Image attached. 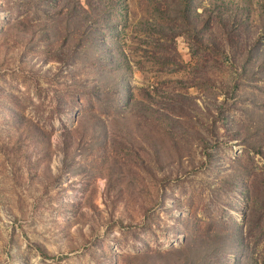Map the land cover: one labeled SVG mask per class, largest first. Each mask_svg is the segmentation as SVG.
Segmentation results:
<instances>
[{
	"label": "rangeland",
	"instance_id": "obj_1",
	"mask_svg": "<svg viewBox=\"0 0 264 264\" xmlns=\"http://www.w3.org/2000/svg\"><path fill=\"white\" fill-rule=\"evenodd\" d=\"M0 264H264V0H0Z\"/></svg>",
	"mask_w": 264,
	"mask_h": 264
},
{
	"label": "trees",
	"instance_id": "obj_2",
	"mask_svg": "<svg viewBox=\"0 0 264 264\" xmlns=\"http://www.w3.org/2000/svg\"><path fill=\"white\" fill-rule=\"evenodd\" d=\"M253 47H256V45H253Z\"/></svg>",
	"mask_w": 264,
	"mask_h": 264
}]
</instances>
